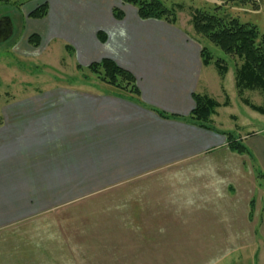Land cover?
Segmentation results:
<instances>
[{"label":"crops","instance_id":"obj_1","mask_svg":"<svg viewBox=\"0 0 264 264\" xmlns=\"http://www.w3.org/2000/svg\"><path fill=\"white\" fill-rule=\"evenodd\" d=\"M45 1L46 16L31 26L40 44L30 52L62 42L75 65L111 58L135 76L140 101L101 84L52 85L8 97L0 107V235L65 212L88 196L148 182L157 193L129 208L190 207L197 219L193 239L211 237L201 229L207 220L206 228H223L216 241L259 244L260 258L254 257L264 264V127L241 132L249 154H238L223 134L231 131L185 119L192 94L208 88L207 79L201 83L208 65L197 40L175 24L140 19L135 8L126 16L121 0ZM113 8L123 9L122 19H115ZM149 217L144 214V224L157 234L167 227L152 225Z\"/></svg>","mask_w":264,"mask_h":264},{"label":"rangeland","instance_id":"obj_2","mask_svg":"<svg viewBox=\"0 0 264 264\" xmlns=\"http://www.w3.org/2000/svg\"><path fill=\"white\" fill-rule=\"evenodd\" d=\"M161 1L173 11L174 24L177 27L186 32L191 39H196L200 49L205 46L213 60L221 58L228 67L226 75L221 78L214 68V62L211 61L201 75V83L205 79L208 81V88L204 85L206 92L203 93L215 97L220 104L225 101V97L229 102L227 108L220 106L217 109L218 116L210 125L233 131L239 139L245 134L241 132H245L246 129L263 128L264 116L244 105L237 93L234 73L238 60L226 56L218 47L197 35L191 19L196 10L208 13L216 11L222 17H234L242 23L256 26L261 35L264 34V0ZM39 2L42 0L0 2V18L9 17L13 24L12 36L0 42V107L11 100L8 97L20 91L43 90L52 85H81L94 88V85L101 84L86 66L77 63L75 65V56L65 51L66 46L62 42H54L49 49H35L34 52H30L34 46L28 43L27 38L32 31L31 26L35 27L32 22H38L39 19H29L26 14ZM124 6L126 16H129L131 14L129 8L135 7L127 4ZM218 6L219 9H215ZM102 89L115 95L117 93L115 91L117 89L110 86L104 85ZM124 94L128 95V93ZM242 95L250 102L264 106V97L259 91L245 90ZM156 193L157 189L151 190L148 182L135 184L117 189L115 192L88 196L82 203L63 210L65 212L42 216L16 227L11 232L0 235V264H256V261L258 262L254 255L260 258L262 249L259 244L244 245L216 241L214 240L216 233L223 234V228L220 226L206 228L207 220H202L201 229L211 231V237L193 239L195 227L192 226V222L197 223V219L193 220L190 207L178 211H161L153 210L154 206L136 203V206L129 208V203L134 204L135 201L144 203V199L148 200ZM237 198L238 193L235 199ZM235 199L231 202L236 203ZM138 207L140 209L136 211ZM231 210L236 211L235 208L229 209ZM145 213L150 216L152 225L166 224L167 227H161L160 233L157 234L158 230L145 226L143 220ZM176 217L181 218L178 225L173 220ZM185 223L190 226H185ZM220 238L217 237L218 240Z\"/></svg>","mask_w":264,"mask_h":264},{"label":"trees","instance_id":"obj_3","mask_svg":"<svg viewBox=\"0 0 264 264\" xmlns=\"http://www.w3.org/2000/svg\"><path fill=\"white\" fill-rule=\"evenodd\" d=\"M121 2L135 7L140 19H156L170 24L175 23L173 11L161 0H121ZM215 9H219V6ZM47 11L48 4L45 0H42L26 16L32 19H42L46 16ZM112 14L115 19H122L123 17V11L119 8H113ZM191 22L197 35L204 37L208 42L218 47L226 56L238 60L234 82L241 102L252 111L264 116L263 105H256L242 95L245 90H256L264 97V34L260 35L254 25L242 23L234 17H222L216 11L208 13L196 10L192 14ZM97 37L101 42H104L102 32H98ZM27 40L34 47L40 44V38L37 34H30ZM200 58L203 65H209L213 61L221 78L226 75L228 67L225 60L221 58L213 60L211 53L205 46L200 49ZM77 68L81 69L80 66H77ZM86 69L95 75L103 86L117 89L115 90L117 96L140 101V92L135 76L127 69L120 67L111 58H102L99 61L92 62L86 66ZM124 93H128L129 96ZM192 99L193 109L185 119L207 129H212L210 118L216 109L220 106H227L229 103L227 97L220 104L206 94L193 93ZM156 112L161 117H176L161 111L156 110ZM223 134L231 151L238 154H249L248 149L235 135V132L231 131Z\"/></svg>","mask_w":264,"mask_h":264},{"label":"water","instance_id":"obj_4","mask_svg":"<svg viewBox=\"0 0 264 264\" xmlns=\"http://www.w3.org/2000/svg\"><path fill=\"white\" fill-rule=\"evenodd\" d=\"M13 34V24L9 17L0 18V42L8 40Z\"/></svg>","mask_w":264,"mask_h":264}]
</instances>
